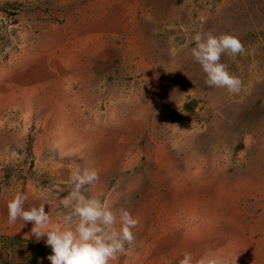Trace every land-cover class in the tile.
I'll use <instances>...</instances> for the list:
<instances>
[{"label":"rangeland","instance_id":"obj_1","mask_svg":"<svg viewBox=\"0 0 264 264\" xmlns=\"http://www.w3.org/2000/svg\"><path fill=\"white\" fill-rule=\"evenodd\" d=\"M197 32L240 39L238 93L205 84ZM85 166L140 221L111 264H264V0H0V264H50L7 203L61 226Z\"/></svg>","mask_w":264,"mask_h":264},{"label":"clouds","instance_id":"obj_2","mask_svg":"<svg viewBox=\"0 0 264 264\" xmlns=\"http://www.w3.org/2000/svg\"><path fill=\"white\" fill-rule=\"evenodd\" d=\"M195 47L191 54L207 79L208 87H225L238 93L241 81L231 75L221 57H237L245 53L240 39L232 34L213 35L197 32L192 36ZM99 180L93 167L77 168L70 177L71 190L61 200V226L49 227L52 217L45 204L25 208L27 197L17 192L7 203L8 223L17 220L32 223L31 235L39 242L42 238L51 248L47 257L50 264H111L127 251L126 245L136 242L133 229L140 221L125 208L114 210L99 196L87 195L88 188ZM179 264H224L219 256L206 254L194 261L191 253H184Z\"/></svg>","mask_w":264,"mask_h":264}]
</instances>
